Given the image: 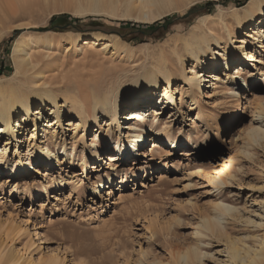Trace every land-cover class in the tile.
Instances as JSON below:
<instances>
[{
  "label": "rangeland",
  "instance_id": "obj_1",
  "mask_svg": "<svg viewBox=\"0 0 264 264\" xmlns=\"http://www.w3.org/2000/svg\"><path fill=\"white\" fill-rule=\"evenodd\" d=\"M208 1L218 0L195 2L181 12L166 16L170 19L163 28L156 32L145 31L134 40L135 35L129 34L121 22L135 25L154 22L114 17L105 11L78 14L72 5L58 10L47 5L26 11L21 4L11 5L7 0H0V29H4L0 39V65H4L5 72L0 76V83L6 87L11 83L30 84L33 79L31 73H16L13 46L17 39L27 43L32 39H51L57 46L50 51V59L56 61L47 63L50 60L46 56L47 49L41 51L46 54L42 55L41 66L36 69V72H41L37 77L40 88L59 86L63 89L60 95L69 94L65 85L72 80L77 82L76 88L82 92H86L84 86L87 83H94L99 90L106 89L120 80L124 70L138 69L130 73L131 78L140 74L143 66L156 61L161 47L171 55L170 35L178 30L187 34L200 18L206 15L215 18L219 10L229 14L236 7L232 0H223L209 13L210 9L201 8ZM62 14H68L70 18L52 21ZM163 19L158 21L163 22ZM222 28L217 25V32L224 33ZM17 30L20 32L11 40ZM95 33L118 38L123 49L110 46L100 55L88 56L93 51L80 50L84 46L83 38ZM70 36L77 39L76 46L71 44ZM236 37H245L244 32L237 33ZM256 38H248L245 49H254ZM234 46L233 56H237L240 44ZM69 47L72 49L67 52ZM213 48L219 50L216 44ZM261 53L258 56L262 57L264 64V54ZM212 58L213 53H209L207 58H202L201 64H209ZM219 58L222 60L224 56ZM262 63L256 61L255 66L243 69L247 71L246 82L239 77L228 81V76L224 75L225 66L217 71L222 77L217 87L213 86L214 81L207 74L201 85L203 94L198 92L195 95L197 103L193 105L191 95L182 96L180 92L188 87H184L182 72L176 62L179 69L177 78L169 89L175 95L174 103L166 104L162 97L166 83L161 81L154 105L155 109H160L157 118H160L162 126L172 128L175 133L177 145L173 148L164 140L152 141L154 135L147 132V140L142 145L147 163L140 169H133L137 163H133L132 156H128L131 159L124 164L116 161V165H109L108 157L120 155L118 149L127 135L126 129L123 132L125 136L120 131L127 122L124 120L126 111L118 115L120 126L106 125L109 116L99 113V123L91 122L86 130L83 123L76 128L82 121L70 115L71 108L61 96L57 106H48L37 116L36 109H42V105L39 102L34 104L29 120L23 121L25 113L20 111L14 118V125L22 122L24 127L16 126L15 130L19 129L16 138L0 134V151L1 147L7 146L6 154L0 153L5 158L3 164L7 166L0 173V249H5L4 253H23L26 258L36 260L34 264H37L40 254L46 256L52 250L61 252L65 257L64 264H154L159 261L179 264L177 249L195 245L201 239L204 241L203 251L208 255L194 264H239L230 259L227 248L230 241L243 240L247 246L257 248L264 237V139L254 142L248 135L251 127L264 120L257 117L255 111L264 103V78L256 82L253 79L263 74ZM195 64L190 58L185 62L187 75L191 74ZM232 67L231 74H234V65ZM198 70L203 69L200 67ZM76 88L69 89L78 92ZM57 108L60 109L59 123L50 127L49 121L55 120L54 110ZM154 123L151 113L149 121L141 128L148 129ZM35 124L37 130L33 136ZM262 124L264 127V122ZM131 131L133 133L134 129ZM96 144L100 152L112 150L104 155L102 162L93 160L88 154ZM38 146L48 156L47 147L60 153L65 148L71 158L62 160L61 166L54 169V162L50 165V159L37 167ZM136 149L132 148L133 152ZM244 150L246 154L241 153ZM236 152L241 157L235 159L237 164L220 188L209 184L204 174L197 173L202 170L213 175L214 168L229 153ZM85 154L86 162L81 165ZM20 157L39 171L30 172L26 178L9 177ZM140 160L141 156L135 155V161ZM165 165L169 170L164 169ZM115 168H119V172H114ZM163 171L167 179L160 180ZM107 172L111 183H108ZM132 176L137 177L136 180ZM101 183L102 187H99ZM60 184H64L63 190L58 187ZM92 186L98 187L102 193L100 197L90 195ZM220 202L231 206L233 211L222 214L217 207ZM217 216L220 222L214 232L202 228L203 219ZM11 220L26 229L22 236L11 231ZM197 229L202 236L195 234Z\"/></svg>",
  "mask_w": 264,
  "mask_h": 264
},
{
  "label": "bare ground",
  "instance_id": "obj_2",
  "mask_svg": "<svg viewBox=\"0 0 264 264\" xmlns=\"http://www.w3.org/2000/svg\"><path fill=\"white\" fill-rule=\"evenodd\" d=\"M198 1L201 0H7V2L11 5H16L17 3L21 4V6L25 8L26 11H34L36 7L47 5L52 6L55 10H58L57 8L60 7L72 5L75 7L78 14L105 11L114 17L128 18L140 22L158 21L172 13L181 12ZM219 24L223 27L222 29L225 30L224 33H221L220 31L217 32V25L219 26ZM3 30V28L0 29V39L4 32ZM181 31L178 30V32L175 34L170 35L168 43L171 50V55H168L167 50L160 46L161 48L159 47L160 49H158L159 56L157 57L156 61L151 63L149 66H143L142 72L140 74L131 78L130 73H134L138 69L133 68L124 70L120 75V80L103 90H99L98 86H96L94 83H87L84 87H86L88 91L86 88H82L83 90H86L87 94H85V91H83L85 92L83 93L81 90L76 88L77 82L72 80H69L65 85V90L69 92V94L65 93L60 95L59 92L63 89L59 86H44L43 88H40L37 77L41 72H36L38 71L36 69H38L39 65L43 61L42 55L46 54L42 53L41 51L47 49L48 53L46 56L48 59H50V56L52 55L50 51L57 46V43L51 39H45L43 41L32 39L28 43L17 39L13 46V51L15 52L13 61L16 66V73H31L30 75L33 79L31 80L30 84L21 83L16 85L11 83L6 87L0 83V134L6 133L10 137L16 138V133L19 131V129L15 130L16 126H20V129L24 127L22 122L14 125V118L20 111L25 113V119L23 121L29 120L28 116L30 115L31 108L34 104L39 102L42 105V109H36L35 115L37 116L43 113V110L48 106H57L60 96L64 98L65 103L69 104L71 108L70 115H74V117H78L80 121H82L81 123L77 124V129L82 123L85 130L93 121L95 124H98L99 113L109 116L106 125L113 127L117 125L120 126L118 122V115H121L126 111L127 114L124 120L127 122L124 123V127H120V131L123 134L124 129H126L125 131L127 135L125 139L128 138L129 140L124 139V141H122V144L118 149V153H120L119 156L114 154L108 157L110 160L109 165H116V161H122L124 164L127 160L130 161V157L132 156L133 158L131 160H133V163H137L133 169L144 168V165L147 163V161L144 160L145 153H142V145L144 144L145 140H147L145 139L147 132L148 134L152 133L154 135L152 141H155L156 139L164 140L168 142L170 146H173V148L176 147L178 142L175 133L172 131V128L162 126L160 118H157L160 109H155L154 103L157 99V89L160 85V82L164 81L166 83L165 93L162 95V97L166 100V104L169 105L174 103L175 99L174 93H170L169 89L171 88L173 81L177 78L176 73L177 70H179L178 66L182 72V78L185 83L184 87H188L186 91H183L182 88L180 92L182 96L185 94H190V102L193 103V105H196L197 103L195 95L198 94V92L200 95L203 94V92H201V85L203 84V81H205L203 77H206L208 74V77H211L214 81L213 86H219L218 82L222 81V77L217 71L222 69L223 66L226 67V72L224 75L228 76L226 77L228 81L233 80L235 77H239L243 79L244 82H246L245 74L247 71H243V69H245V67L255 66L254 62L256 61L262 63L261 61L263 60L262 57L258 56V54L261 52L264 54V50H262L264 49V0H249V2L242 7L232 8L229 14L219 10L215 18H212L211 15H206L200 18L198 24L193 26V28H191L187 34H183ZM239 32H244L245 37L237 38L236 34ZM255 36H257L255 48L248 51L245 49L249 43L248 38ZM70 37L72 40L71 44L75 45L77 43V39L74 36ZM228 39H230L229 42H227ZM101 41H104L102 46H100ZM83 43L84 46L80 49L82 52L86 50L93 51L88 56L100 55L104 53V51H106L110 46H114V49H123V43L121 40L99 33H95L92 36L83 38ZM224 43L225 45H222ZM237 43L240 44L238 55L233 56V48L235 47L234 44ZM214 44H216L217 48H219L218 51H215V48H213ZM70 49L72 48H67V52H69ZM125 50L127 51V49ZM86 53L87 52H85V56H87ZM209 53H213L211 62L205 65L201 64L202 58H207ZM219 56H224V58L221 60ZM188 58L192 59L196 63L195 66L191 68L190 75H187L184 69L185 62L188 60ZM55 61L56 60L53 58L48 60L47 63L52 64L55 63ZM221 61H224V63L222 64ZM176 62H178V66L176 65ZM233 65L235 72L234 74H231ZM200 67H202L203 70H198ZM210 69L212 72L209 73ZM33 70L35 72H33ZM261 78H264V71L263 74H258L254 76L253 79L254 82H256ZM1 81L2 78H0V82ZM44 85H47V82H45ZM69 88L74 90L75 88L78 89L79 94L78 92H71ZM234 95H236V93ZM255 111L257 117H259L261 120L264 119V103H262V106L257 107ZM140 112H145L146 114L153 113L154 121H156V123L150 125L148 129H142L139 125L131 126L134 123L133 120L140 118V115H137V113L141 114ZM54 113H56V118L54 121H49L50 127L59 123L60 109H55ZM36 120L37 117L35 121ZM143 120H145V118ZM263 122L264 120L260 121L258 126L251 127L248 133L250 140L259 142L260 140L264 139ZM130 128L134 129L133 133H131L132 131ZM36 130L35 124L33 136L36 134ZM98 131L99 130L96 132L98 133ZM44 132L47 133V130L45 129ZM123 136H125V134H123ZM45 137L47 136L45 135ZM118 143L119 142H117V146ZM48 144L49 142H46V145ZM6 147L7 146L1 147L2 150L0 153L6 154ZM183 147L185 146H182V148ZM132 148L137 149L135 152H133ZM46 149L48 151L47 153H50V156L46 154L41 146H38L37 153L39 159L37 164H35L37 167L42 166L45 160L50 159V165H53L54 162V167L52 168L54 169L58 166H61V162H63L62 160L66 161L71 158L69 156L68 150L65 148L61 151V153L59 151L54 152L48 147ZM108 152L111 153L112 150L105 149L100 152L98 145L96 144L95 148L89 150L88 154L91 156V158H93V160L102 162L105 159L104 155ZM241 153L246 154L245 150ZM74 154L75 151L73 149L72 155ZM135 155L141 156L140 162L135 161ZM186 155L190 154L187 153ZM239 156L240 155L237 154V152L229 153V155L221 162V164L214 168L212 172L213 175H210L208 172H204L202 170H198L197 173L204 174L205 177L208 178L209 184H214L216 188H220V185L225 184V178L230 176L232 169L235 167V159L237 158L239 160ZM86 157L87 154L82 156L80 161L81 165L86 162ZM4 159L5 158L0 155V173L4 172V169L7 167H5L6 163L3 164ZM95 167L96 165L94 168ZM164 169L169 170V166L165 165ZM32 171L36 172L39 170L37 168L33 169L32 164L27 162L25 163L23 158L20 157L16 163V168L13 169L12 174L9 177H12L13 179L26 178ZM114 172H119V168H115ZM107 176L108 183H111L109 172H107ZM132 177L133 180H136L137 178L134 176ZM159 179H167L164 171L160 175ZM24 183L27 185V187L29 186L26 181H24ZM58 187L63 190L64 184H60ZM99 187H102V183L99 185ZM107 188H110V186H107ZM89 191L90 195H94L96 197H100L102 194L99 193L97 186L90 187ZM217 207L220 209L222 214L231 210L233 211L231 206L222 202L217 204ZM11 222V231L15 235L22 236L26 229L15 224L13 220H11ZM219 222L220 219L218 216L214 217L213 219L206 218L203 219L201 226L202 228L214 232ZM195 234L198 237L202 236V233L198 229L196 230ZM203 244L204 241L198 239L195 245L189 246L187 248L177 249L176 259L178 263L194 264L195 262H201L203 257L208 255L206 251H203ZM227 248L232 262L234 261L239 264H264V237L259 242L257 248L253 246H247V243H245L243 240L230 241V244H228ZM4 251L5 249H0V264H34L36 261H34L32 258H26L23 253H9L10 251L4 253ZM173 256L175 257V254ZM64 261L65 257L61 254V252L58 250H52L46 256L40 254L37 264H64ZM154 264L172 263H164L163 261H159Z\"/></svg>",
  "mask_w": 264,
  "mask_h": 264
},
{
  "label": "trees",
  "instance_id": "obj_3",
  "mask_svg": "<svg viewBox=\"0 0 264 264\" xmlns=\"http://www.w3.org/2000/svg\"><path fill=\"white\" fill-rule=\"evenodd\" d=\"M222 1L223 0L208 1L201 8L202 9L203 8L204 9H208V10L210 9L209 10V13H210L211 12V9H213L216 4H218L219 2H222ZM232 1L235 3L236 7H241V6L245 5L248 2V0H242V1L232 0ZM194 7H197L198 8L199 6L198 5H195ZM57 18H64V19H66V18H70V16L68 14H62V15H59L57 17H54L52 19V21L55 20V19H57ZM169 19H170L169 17H166V18L163 19V22L162 21H156V22H154V23H152L150 25H147V24L146 25H135V24H133L131 22H121L120 24H121V26H124L123 27L124 29L129 30V34H134L135 35L134 40H136L135 39L136 36L139 35V34H145V31L146 32H156L159 29L163 28L165 26V24L169 21ZM74 20L76 22H79L80 21L79 19H74ZM19 32H20V30L15 31L14 32V35H13V37H12L11 40H13L14 39V36H16ZM2 74H5V72H4V65L3 64L0 65V76Z\"/></svg>",
  "mask_w": 264,
  "mask_h": 264
},
{
  "label": "water",
  "instance_id": "obj_4",
  "mask_svg": "<svg viewBox=\"0 0 264 264\" xmlns=\"http://www.w3.org/2000/svg\"><path fill=\"white\" fill-rule=\"evenodd\" d=\"M55 23H56V21L53 22V24H55Z\"/></svg>",
  "mask_w": 264,
  "mask_h": 264
}]
</instances>
